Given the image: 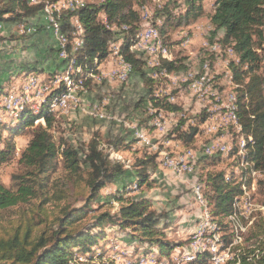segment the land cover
<instances>
[{
  "label": "rangeland",
  "instance_id": "1",
  "mask_svg": "<svg viewBox=\"0 0 264 264\" xmlns=\"http://www.w3.org/2000/svg\"><path fill=\"white\" fill-rule=\"evenodd\" d=\"M29 1L35 3L39 0ZM58 1L60 0L50 1L48 4ZM61 1L65 2L64 6L70 7L75 0ZM100 1L102 0H77L83 5ZM183 1L185 0H160L162 6L158 7L155 0H131L130 8L138 16L132 22L136 27L132 31H126L130 25L110 22L102 11L99 12L98 21L110 28L112 35L103 57L95 56L91 61L84 57L80 61L82 67L79 74L93 75V79L88 80L92 83L87 86L86 81L85 92L79 91L76 99L69 97L51 111L57 119L52 130L54 140L58 142L63 139L73 145L81 157L85 144L94 133L101 137L100 148L108 153L110 159L120 162L126 169L131 168L134 159L144 152L157 156V168L149 170V186L137 188L133 175L127 174L103 188L100 196L104 197L107 193L127 185L131 189L128 195L147 197L151 207L160 213L159 227L174 247L168 255L160 256L156 247L141 245L117 227L107 225L104 227V240H97L92 247L93 252L95 251L94 260L104 249L106 253L104 252L102 260L109 259L115 264H188L195 259L196 254L207 251V264H224L237 253V246L243 244L252 222L264 220V172L241 164L239 143L245 136L240 127L230 121L228 110L226 112L233 96L236 101V84L232 83L230 65L235 62L234 59L238 62V58H235L230 45L222 44L221 35L212 34L211 27L205 22L209 10H190L186 1ZM124 9L125 12L127 9ZM34 18L38 22L43 19L42 26L37 30V20L32 21L31 18H23L14 23H0V85H4V92L0 95V122L4 124L13 123L15 119V114L11 113L14 99L10 94L21 98L28 96L32 100L36 97L37 88H46L47 91H43L44 98L36 97L37 100L34 101L38 110H32L31 114L36 115L42 111L44 104L47 111L50 110L51 98L61 87L58 80L61 78L63 67L55 65L59 64L55 52L58 40L48 30L47 16L41 12ZM74 18L69 19L73 30L66 32V35L70 36L68 44L72 45V48L75 42L82 38V34L76 33L77 23ZM31 25L33 26L30 27ZM151 26L156 30L160 43L168 50L167 57L159 56L160 63L162 59L174 62L175 69L171 72L161 73L154 68L160 64H156V57L151 53L155 43L153 37L146 41V50L141 44L135 45L138 41L137 35L150 31ZM25 38L30 41L25 42ZM8 43H18L17 50L12 52ZM130 46H133L132 50L129 49ZM255 50L259 51L261 65L264 58V32L263 42ZM125 51L136 53L144 61L145 70L152 69L147 72V76L153 79L154 94L159 98L165 96L179 108L178 111H167L146 102L149 86H145L137 75L126 71L117 54L121 53L123 58ZM15 59L18 61L13 65ZM75 68L76 65L73 66V69ZM87 69L89 72H85ZM258 71L263 73V67ZM124 74H127V77ZM201 77H204V80H201ZM181 121L182 130L187 129V125L197 127V133L190 143L182 142L173 132V127ZM39 122L42 121L34 120L35 124ZM6 134L7 130L2 128V137ZM119 134L131 141L129 150L115 149L106 142L108 138ZM26 136L24 131L15 136L13 157L0 165V183L7 188H12L11 176L21 171L17 159L24 147ZM206 149L209 150L208 153ZM202 156L210 157L205 165L200 161ZM214 157L218 160H214ZM60 166L61 160L58 157L57 168L51 178L61 173ZM252 169L255 171L254 175ZM219 170L234 173L236 183L241 177V186L247 191L241 200H237L235 210L231 205L230 212L222 219L223 225L226 224L225 228L211 216L202 180L207 172ZM60 188L67 189L68 203H82V198L74 197L70 187ZM238 196L233 198L232 203ZM97 203H102V199H97L94 208ZM45 207L47 216L55 212L48 204ZM106 208L107 206H103L102 209ZM116 208L117 204L113 203V210ZM29 209V205L6 209L1 214L0 225L11 227L16 223L21 211ZM93 215L91 213L89 218ZM230 215L233 216L229 217ZM228 235L231 241L225 245L224 237ZM75 249H72L70 262H83L88 259L90 253L81 254Z\"/></svg>",
  "mask_w": 264,
  "mask_h": 264
},
{
  "label": "trees",
  "instance_id": "2",
  "mask_svg": "<svg viewBox=\"0 0 264 264\" xmlns=\"http://www.w3.org/2000/svg\"><path fill=\"white\" fill-rule=\"evenodd\" d=\"M50 1L56 0H39L35 3L29 0H0V23L37 17L41 12L45 15L44 10ZM130 1L102 0L62 12L63 15H59L61 33L66 35V32L73 30L69 19L75 17V22H78L76 33L82 34V45L74 50L72 45L67 44L66 57L63 59L57 55L58 46L55 49L58 66L65 67L68 60L80 62L86 57L91 61L95 56L103 57L106 54L112 31L98 21L97 14L101 11L108 21L130 25L128 31L135 29L132 22L138 16L130 8ZM185 1L190 10H201L202 0ZM124 8L127 9L125 12ZM213 10L209 16L212 34L222 30V44L230 45L235 58H238V62L234 59L235 62L230 65V73L232 83L236 84L234 125L240 127L245 136L244 144L238 151L241 164L264 172V80L258 71L260 57L255 50L263 41L264 0H214ZM68 39L70 36L67 35ZM123 61L129 65L131 74L137 75L145 86H149L146 102L167 111H178L179 108L165 96L159 98L154 94L153 79L147 76V72L152 69L145 70L144 61L136 53L125 51ZM158 64L154 68L160 72L175 69L173 61L162 59ZM89 83L92 82L87 81L86 85ZM3 90L4 85H0V95ZM51 107L50 103V110L47 111L44 104L42 111L36 115L24 109L13 123L0 122V165L13 157L15 136L22 131L27 135L17 159L21 171L11 176L12 188L0 183V220L2 212L8 208L30 206L29 210L21 211L11 227L0 225V264H115L109 259L102 260L106 253L104 249L95 260L93 256L95 251L92 247L97 240H104V227L107 225L117 227L141 245L156 247L160 256L168 255L174 244L159 227L161 215L151 207L147 197L128 195L131 189L127 185L104 197L100 196L103 188L127 174L133 175L137 188L149 186V170L158 166L156 154L144 152L134 159L131 168L126 169L120 162L110 159L108 153L100 148L101 137L94 133L85 144L81 157L73 145L63 139L58 142L54 140L52 130L57 119ZM34 120L42 122L35 124ZM182 124L183 121L175 125L173 132L182 142L190 143L197 133V127L187 125V129L182 130ZM2 128L7 130L4 137L1 135ZM106 142L115 149L129 150L131 147V141L120 134L108 138ZM58 157L61 160V173L51 178L57 168ZM208 159L209 156H202L200 161L205 165ZM214 160L218 158L214 157ZM253 169L252 174L255 172ZM202 180L211 216L225 228L222 219L230 212L231 205L233 207L236 201L235 198L232 203L233 198L241 195L245 189L241 186L242 179L240 177L236 183L234 173L219 170L207 172ZM60 186L70 187L74 197L82 198V203H68L67 189ZM98 198L102 199V203H97L94 208ZM113 203L117 204L114 210ZM47 204L55 210L51 216L46 215ZM103 206L107 208L102 209ZM91 213L94 215L89 218ZM230 241L229 235L224 237L225 245ZM74 248L81 254L90 253L88 259L70 262ZM207 255V251L196 254L195 259L188 264H207ZM224 264H264V220L252 222L243 244L237 246V253Z\"/></svg>",
  "mask_w": 264,
  "mask_h": 264
},
{
  "label": "bare ground",
  "instance_id": "3",
  "mask_svg": "<svg viewBox=\"0 0 264 264\" xmlns=\"http://www.w3.org/2000/svg\"><path fill=\"white\" fill-rule=\"evenodd\" d=\"M66 1V0H65ZM69 1V0H68ZM82 1V0H81ZM156 3L158 4V7H161L162 6V1L160 2V0H155ZM165 1H179V0H165ZM207 1V0H206ZM213 1V5H214V0ZM164 2V1H163ZM63 1H58V2H53L52 4H49L44 12H45V17L47 16L48 17V30L56 36V39L58 40V46H59V40L62 42V45H61V55L63 56V58L66 57V45L68 44V40H67V35L65 34H62L61 33V24H60V21H59V15L63 12H65L66 10H74V9H77L79 6L83 5L82 3H78L77 0L73 1L74 4H72L70 7H66L63 5ZM66 5V4H65ZM61 8H64V9H61ZM145 9V8H144ZM158 10V9H157ZM62 13V15H63ZM152 14V13H151ZM61 16V15H60ZM61 20V19H60ZM76 23L78 24V22L76 21ZM126 26V25H125ZM155 26V25H154ZM156 28V27H155ZM124 30H126V27L123 28ZM151 30H153V35L151 36H146V41L148 39H150V37H153L154 40H155V43H153V47L151 48V53L152 55H155L156 57V64L159 63V60H160V57L159 56H164V57H167L168 56V50H167V47L164 48L163 45L160 43V38L158 37L157 35V32L155 29H153V27L151 26ZM128 31V29L126 30ZM131 35V34H130ZM138 38V41L137 43H141L142 41V34H138L137 35ZM152 39V38H151ZM132 41V40H131ZM140 41V42H139ZM263 42V41H262ZM82 43L81 41H77L75 42V45L73 46L74 48H76L77 46H81ZM136 45V44H135ZM135 47V46H134ZM133 48V46L129 47V49ZM132 50V49H131ZM117 53V52H116ZM259 54V51L257 52ZM119 55V58L121 59V62L124 64V67L127 69L126 71H130V67L128 64H126L124 61H123V58H122V54L121 53H117ZM260 55V54H259ZM159 57V58H158ZM94 61L96 62V60L94 59ZM84 62V61H83ZM98 62V61H97ZM76 65V68L73 69V66ZM83 65V64H82ZM262 65V66H261ZM261 65L260 67H264V58H262L261 60ZM80 67H82L80 65V62H74L71 60H68V64L63 67V72H62V75H60V79L58 80V82H60L61 84V87L60 89L54 94L55 96L53 98H51V110L53 111L56 106L52 105L55 101H57L58 99L64 97V95L69 91L71 90L74 94H78V92L80 91L81 93L85 92L86 91V87H85V82L90 80L89 78L93 79V75H81L79 74V72L81 71L80 70ZM84 67V65H83ZM244 68H246V65L244 66ZM82 69V68H81ZM84 69V68H83ZM86 70V69H85ZM85 70H82V71H85ZM88 70V69H87ZM85 72H89L88 71H85ZM84 72V74H85ZM92 72V70H91ZM164 72V71H162ZM161 72V73H162ZM94 74V73H93ZM228 74V73H227ZM31 76V75H30ZM37 80V79H36ZM201 80H204V77H201ZM208 80V79H207ZM206 80V81H207ZM263 80H264V77H263ZM26 81V80H25ZM56 84V83H55ZM59 84V83H57ZM21 86V85H20ZM55 86V85H53ZM31 87V85H30ZM52 88V87H51ZM49 88V89H51ZM57 88V87H56ZM53 89V88H52ZM58 89V88H57ZM20 90V89H19ZM54 90V89H53ZM13 91V90H12ZM41 91L40 88H37L36 89V95L37 93ZM47 91V90H46ZM25 92V91H24ZM30 92V91H29ZM51 92V91H50ZM47 93V92H46ZM49 93V92H48ZM52 93V92H51ZM50 93V94H51ZM52 95V94H51ZM4 96V95H3ZM6 97V96H5ZM10 97H13V95L10 94ZM15 97V101L17 102L18 106L14 107L11 111L12 114H15V117H17V115L24 109H29L30 111L32 110H36L37 109V105L35 106V102H34V99L30 100V97H25V98H21L18 97V96H14ZM42 98H44V94L41 96ZM12 100V99H11ZM42 100V99H41ZM43 102V101H42ZM226 104V103H225ZM36 107V108H35ZM59 107V106H58ZM57 107V108H58ZM4 108V107H3ZM236 103L234 102V96L232 97V101L230 102V104L227 106V110H228V117L230 119V121H232V123L234 122L235 120V111H236ZM3 110V109H2ZM38 110V109H37ZM6 111V110H5ZM38 112V111H37ZM2 118V117H1ZM2 120V119H1ZM6 120V119H5ZM235 124V122L233 123ZM243 138H241L240 140V143H239V149L242 148L243 146ZM220 146V145H219ZM212 148V147H211ZM222 148V147H221ZM219 149V148H218ZM207 153L209 152L208 149L205 150ZM219 151V150H218ZM220 151H222L220 149ZM205 152V153H206ZM180 157V156H179ZM164 160V159H163ZM174 161V159H173ZM177 161V160H176ZM167 162V161H166ZM163 163V162H162ZM179 164V163H178ZM177 165V164H176ZM243 165V164H242ZM188 167V166H187ZM186 168V167H185ZM255 174V172L253 173ZM246 190L244 189L242 194L239 195L236 199V201L234 202L233 204V207L232 209L234 208L235 210V205H236V202L237 200H241L243 198L244 195H246ZM204 200V198H201V200ZM202 200V201H203ZM205 202V201H204ZM207 214V213H206ZM233 215H230L229 217H231ZM215 236V235H214ZM115 256V255H114ZM113 256V258H114ZM215 257V256H214ZM116 258V257H115ZM143 258V257H142ZM147 259V258H145ZM130 261V260H128ZM146 262V261H145ZM123 263V262H122ZM143 264V263H142Z\"/></svg>",
  "mask_w": 264,
  "mask_h": 264
},
{
  "label": "built area",
  "instance_id": "4",
  "mask_svg": "<svg viewBox=\"0 0 264 264\" xmlns=\"http://www.w3.org/2000/svg\"><path fill=\"white\" fill-rule=\"evenodd\" d=\"M207 1H210V0H207ZM43 20V19H42ZM42 20L40 21V22H36V30H37V28L39 27V26H42ZM32 21H33V17H32ZM42 28H44L45 29V27H42ZM35 31V30H34ZM140 34H142V41H141V43H137L136 45H138V44H141L142 46H143V48H144V50H146L145 48H146V46H145V44H146V36H151V35H153V30H148V31H146L145 33H140ZM61 45H62V42L59 40V49H58V53H57V55H58V57L60 58V59H63V56L61 55ZM135 51H137V52H140L141 51V53H143L144 51L143 50H135ZM259 55V54H258ZM261 68V67H260ZM259 68V69H260ZM126 77H127V74H124ZM261 75H262V77H264V67H263V73H261ZM46 90V88L45 89H42L41 88V91H39L38 93H37V95H36V97L37 98H40L43 94H45V93H43V91H45ZM79 94H74L71 90H69L65 95H64V97H62V98H60V99H58L57 101H55L52 105H54V106H59V105H62V103L67 99V98H69V97H74V99H76L77 98V96H78ZM83 95H85V94H83ZM36 97H34L33 99H34V101H36L37 100V98ZM13 103H14V107H16V106H18V104H17V102L15 101V97L13 96ZM13 107V108H14ZM226 112H227V108H226ZM228 114V113H227Z\"/></svg>",
  "mask_w": 264,
  "mask_h": 264
},
{
  "label": "crops",
  "instance_id": "5",
  "mask_svg": "<svg viewBox=\"0 0 264 264\" xmlns=\"http://www.w3.org/2000/svg\"><path fill=\"white\" fill-rule=\"evenodd\" d=\"M211 3H212V6H211ZM200 7H201V10H205V9H208L209 10V15L205 18V22H206V24H208L210 27H211V29H212V32H213V27L211 26V24H210V20H209V16H210V14L214 11L213 10V8H214V5H213V1L211 0V2H208V1H201L200 2ZM212 8V9H211ZM28 19H30V18H28ZM32 19V18H31ZM33 19H35V20H37L36 18H34L33 17ZM37 22H38V20H37ZM44 22H45V20H44ZM33 25H31L30 27H32ZM29 27V28H30ZM214 35H223V31L222 30H218ZM54 38V37H53ZM52 38V39H53ZM25 40V42L26 41H30V39H28V38H25L24 39ZM18 43H16L15 45H9V43H8V45H9V47H11L12 49V52H14L15 50H17L16 49V46H18L17 45ZM54 44H55V42H54ZM11 50H10V52H11ZM16 61H13V65L18 61V59H15ZM56 66H58L57 64H55ZM59 67V66H58ZM60 68V67H59Z\"/></svg>",
  "mask_w": 264,
  "mask_h": 264
}]
</instances>
